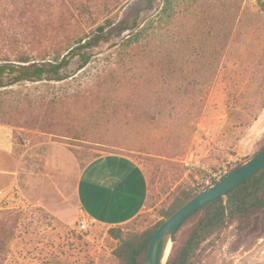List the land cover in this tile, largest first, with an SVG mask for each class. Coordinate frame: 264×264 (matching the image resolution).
I'll use <instances>...</instances> for the list:
<instances>
[{"label": "rangeland", "instance_id": "obj_1", "mask_svg": "<svg viewBox=\"0 0 264 264\" xmlns=\"http://www.w3.org/2000/svg\"><path fill=\"white\" fill-rule=\"evenodd\" d=\"M102 25L107 40L80 51ZM67 60L60 80H0V264H122L178 197L264 147L262 2L0 0V65ZM107 154L149 181L120 238L78 223L79 176ZM189 264H264V210L226 220Z\"/></svg>", "mask_w": 264, "mask_h": 264}, {"label": "trees", "instance_id": "obj_2", "mask_svg": "<svg viewBox=\"0 0 264 264\" xmlns=\"http://www.w3.org/2000/svg\"><path fill=\"white\" fill-rule=\"evenodd\" d=\"M257 1L264 3V0ZM104 30L105 25L98 27L96 36L81 39L77 48H79L80 51L86 50L93 45H98L106 41L107 35L104 34ZM126 30L128 29L122 28L118 33L122 34ZM139 34L140 33H136L128 37L127 42H131L134 39H136V41L139 40L137 39ZM84 54L85 53L80 56L84 58L86 62L87 56ZM71 56H75V52H73ZM18 62L28 63V61ZM67 64H69L68 60L57 65H52L51 63H34L22 66L6 63L0 65V80L6 73L17 74L19 79H41L43 76H47L55 77L60 80L61 66ZM232 171L233 170L229 173ZM198 194V192H190L178 197L172 208L163 215L164 219L157 223L153 229L144 233L139 241H126L124 245L119 247L117 253L122 260V264H145L148 247L157 229L166 219ZM261 210H264V168L247 179L236 189L208 203L189 216L173 237L174 245L167 264H189L202 242H205L209 237L221 231L226 220H233L236 214L247 217L249 216V212ZM120 232V229L117 227H113L109 230V234L115 238H120Z\"/></svg>", "mask_w": 264, "mask_h": 264}, {"label": "crops", "instance_id": "obj_3", "mask_svg": "<svg viewBox=\"0 0 264 264\" xmlns=\"http://www.w3.org/2000/svg\"><path fill=\"white\" fill-rule=\"evenodd\" d=\"M149 197V181L132 158L107 154L89 163L77 184V200L96 225L117 227L137 218Z\"/></svg>", "mask_w": 264, "mask_h": 264}, {"label": "water", "instance_id": "obj_4", "mask_svg": "<svg viewBox=\"0 0 264 264\" xmlns=\"http://www.w3.org/2000/svg\"><path fill=\"white\" fill-rule=\"evenodd\" d=\"M262 168H264V148L220 181L201 191L166 219L150 242L145 264H167L173 237L183 222L203 206L236 189Z\"/></svg>", "mask_w": 264, "mask_h": 264}, {"label": "built area", "instance_id": "obj_5", "mask_svg": "<svg viewBox=\"0 0 264 264\" xmlns=\"http://www.w3.org/2000/svg\"><path fill=\"white\" fill-rule=\"evenodd\" d=\"M209 175L202 180V189H206L210 186H212L213 184H215V182L220 181L222 178H224L226 176V173L223 174L222 172H218V173H213V172H209ZM83 213L82 218L80 219L79 223V229L81 231H85L87 232L90 228L91 225V221L90 219H88V217L85 215V213L83 211H81Z\"/></svg>", "mask_w": 264, "mask_h": 264}]
</instances>
